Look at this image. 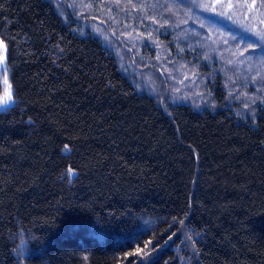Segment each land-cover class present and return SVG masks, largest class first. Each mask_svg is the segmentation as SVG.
<instances>
[{"label": "trees", "instance_id": "obj_1", "mask_svg": "<svg viewBox=\"0 0 264 264\" xmlns=\"http://www.w3.org/2000/svg\"><path fill=\"white\" fill-rule=\"evenodd\" d=\"M249 35L264 0H0V264H264Z\"/></svg>", "mask_w": 264, "mask_h": 264}, {"label": "rangeland", "instance_id": "obj_2", "mask_svg": "<svg viewBox=\"0 0 264 264\" xmlns=\"http://www.w3.org/2000/svg\"><path fill=\"white\" fill-rule=\"evenodd\" d=\"M82 5H83V1H82ZM85 18V20L90 24V27H95V28H98L99 29V26L95 23V22H93V23H90V20H92L91 19V17H84ZM94 20V19H93ZM112 38H114L117 42H119L118 41V39H119V37L118 36H113ZM128 44H132V50L130 49L129 50V54L127 55V56H124V57H128L129 59H130V61L132 62L131 63V66H132V68H134V70H135V77H134V79H132L134 82H135V84L137 85V78L136 77H139V73L137 72L138 71V69H137V64H143V65H146L144 62H141V56H140V51L138 50V48H137V44H136V42H134L133 40H131L130 38H127L126 39V37L125 36H123L122 37ZM120 44H123L124 42L123 41H120L119 42ZM126 44V43H125ZM127 45V44H126ZM1 49H0V66H2L3 65V61H4V51H3V49H2V47H0ZM147 67V66H146ZM124 68L126 69V70H128L129 69V64H125L124 65ZM145 68V67H144ZM161 72H162V70H160ZM156 73H158L159 74V72H157L156 71ZM137 82V83H136ZM142 83H141V87H143L144 86V84L148 87V88H150V89H152L153 90V92L156 94L157 92H160V93H158L157 95L158 96H161V97H164V95H166V93H171V92H166L165 90H164V88H163V82H162V80H160V84H154L153 82H150V83H148V82H145V81H141ZM199 83V82H198ZM185 84V83H184ZM180 88V87H179ZM195 87H191V92L193 93V94H195ZM174 91V90H173ZM6 94H10V90H9V87L7 86V85H5V87L3 88V91L1 92V94H0V109H2L3 107H5V106H7V105H9V104H11V102H12V98H11V100H6L5 99V97H6ZM182 94V93H181ZM179 95H180V93H178V94H176V97H178V98H181V97H179ZM182 95H184V94H182Z\"/></svg>", "mask_w": 264, "mask_h": 264}, {"label": "snow or ice", "instance_id": "obj_3", "mask_svg": "<svg viewBox=\"0 0 264 264\" xmlns=\"http://www.w3.org/2000/svg\"><path fill=\"white\" fill-rule=\"evenodd\" d=\"M217 4H219L221 7H223V0H217ZM203 8L204 11H209L211 10L213 13L216 12V5H208V4H204L201 6ZM233 6L231 4L228 5V8L231 9ZM219 17H227L229 19H231V17L229 16L228 12H220ZM247 43L249 45V49H251L252 51H260L261 55L264 56V35H249L247 38ZM247 51V49L245 50ZM244 52L240 53V56H244ZM5 83H7V80L5 81ZM11 95L10 94H6L5 99L6 100H11ZM65 151H68V146L65 145ZM77 174L72 170L69 169L67 172V177L69 178V181L71 182V180L76 176Z\"/></svg>", "mask_w": 264, "mask_h": 264}]
</instances>
